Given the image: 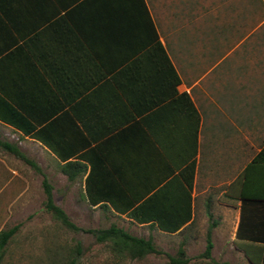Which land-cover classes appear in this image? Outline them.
I'll return each mask as SVG.
<instances>
[{
    "label": "crops",
    "instance_id": "crops-1",
    "mask_svg": "<svg viewBox=\"0 0 264 264\" xmlns=\"http://www.w3.org/2000/svg\"><path fill=\"white\" fill-rule=\"evenodd\" d=\"M0 131L38 167L0 146V264L65 244L42 176L74 224L150 237L138 260L264 264V0H0Z\"/></svg>",
    "mask_w": 264,
    "mask_h": 264
},
{
    "label": "trees",
    "instance_id": "trees-1",
    "mask_svg": "<svg viewBox=\"0 0 264 264\" xmlns=\"http://www.w3.org/2000/svg\"><path fill=\"white\" fill-rule=\"evenodd\" d=\"M0 146L7 151L11 152L14 156H17L24 160L29 165L33 166L36 170H38L37 165L28 157H26L21 151H19L13 143L7 142L5 140L0 139ZM264 149V146L261 148ZM259 151V155L261 153ZM258 154L255 155L254 160L258 159ZM72 161H68L65 164L71 163ZM252 165V164H251ZM250 167V164H249ZM67 178H71L72 174L66 173ZM41 186L43 191V200L42 206L46 211H49L52 215H54L59 222L65 226L66 228L72 230H83L92 234L94 241H104L109 249L113 252H119L122 256L130 258V259H138L145 255L146 253H160L161 251L154 246L151 241L150 237H141L130 234L123 228L116 226L115 224L111 223L106 227H80L71 222L64 211L57 205H55L51 200L50 194V186L46 181L45 177H41ZM85 195L90 201H94V198L90 196V193L87 189H85ZM253 196V195H251ZM134 210L130 211V213L135 216V218H140L133 213ZM209 215V213H208ZM215 224L213 220L209 221L206 224L205 231H204V246L203 249L199 252V256L208 257L209 250L211 247L210 241V228ZM11 229H6L1 231V235L5 238ZM80 245L78 241H75L73 246L70 248V252L73 251L76 255L80 254ZM183 250L178 248L175 251L174 255L167 254V262L168 264H183L187 260L186 257L183 256ZM74 257L68 258L67 264H73ZM217 264H229L226 261L215 262Z\"/></svg>",
    "mask_w": 264,
    "mask_h": 264
},
{
    "label": "rangeland",
    "instance_id": "rangeland-1",
    "mask_svg": "<svg viewBox=\"0 0 264 264\" xmlns=\"http://www.w3.org/2000/svg\"><path fill=\"white\" fill-rule=\"evenodd\" d=\"M0 135L2 136V138H5V139L7 138V139L13 141V138L10 135V133L3 134L2 131H0ZM210 208H211V217L216 218L217 217L216 215L218 213L217 212L218 207L211 206ZM70 209H73V211H71L72 214H74V213L78 214L79 213V206H76V208H74L71 205ZM41 212H46V211L41 209ZM197 218L199 220V217H197ZM209 220H210V218L202 213L201 214V221H198L196 223L197 228H199V230L202 231L203 235L198 234V237L194 238L192 240L194 241V243L198 242L197 245L199 246V248H201L203 246L204 231H205L206 224L209 222ZM75 223L78 225L93 226V227L103 225L102 222H96L94 220L87 222V223L86 222H80V221H76ZM56 224H57V229H60L61 231L64 232L63 234L65 235L64 236L65 244H63V246L59 245L56 248V254H54L51 257V258H54L53 264H67L68 258H70V257H74L73 264H111L110 261H111V258L113 255L109 252L107 247H105V245L102 243H99L97 245L92 246L91 248L87 249V251L82 250V252L80 251V254H78V255L73 253V251L69 252L70 248L73 246L75 241H78V243L81 247H83L85 244L94 243L93 236L89 232L64 228V226L62 224H60L59 222H57ZM69 236H70V238H68ZM165 241H166V243L164 245H168V246H172V247H175V245H176L175 239L167 237L165 239ZM68 246H69V248H68ZM159 246L162 247V245H159ZM195 247H196V244L193 245V248H195ZM195 249H193V250H195ZM200 260H204V259L200 258ZM161 261L163 263H165V259L163 258V255H152L151 258H147L145 260H138V259H133V258L130 259L127 257H124L121 259L122 264H160Z\"/></svg>",
    "mask_w": 264,
    "mask_h": 264
}]
</instances>
